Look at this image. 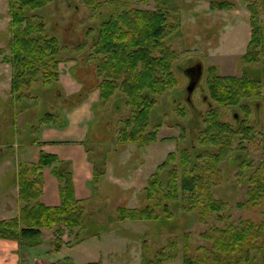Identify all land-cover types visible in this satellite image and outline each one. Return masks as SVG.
<instances>
[{
    "label": "trees",
    "instance_id": "16d2710c",
    "mask_svg": "<svg viewBox=\"0 0 264 264\" xmlns=\"http://www.w3.org/2000/svg\"><path fill=\"white\" fill-rule=\"evenodd\" d=\"M65 1L72 6L70 0ZM150 1L83 0L96 26L86 33L90 41H86V45H77L73 51L77 56L73 58L76 62H73L75 65L70 73L82 88L66 98L60 69L64 62V47L57 36L50 35L47 22L40 14L55 0H8L11 39L9 54L4 51L1 54L3 61L13 69L9 105L30 104L28 101L32 99L31 104L37 106L40 99L46 102L52 98L51 110L60 102L63 109H72L99 90L103 104L114 103L115 115L121 116L128 110L126 117L117 120L115 130L107 131L110 144L105 145L106 148L116 143L134 144L145 150L155 143L159 131L168 126L163 121L153 122V110L158 103L156 98H162L179 87L176 70L187 74L192 68L179 69L180 53L166 41L179 26L177 17H172L170 11L175 8L174 2L153 0L154 9H141ZM245 1L249 3L251 40L241 62L264 65V21L261 19L264 0ZM107 7L112 11H102ZM211 8L229 10L232 4L217 1L211 4ZM260 70L248 69L241 77L220 76L214 66L206 71L205 112L194 114L195 118L190 120L188 110L179 106L177 116L183 121L179 119L173 126H168L180 129L179 141L189 140L187 147H180L177 153L168 155L148 180L147 188L142 190L139 207L120 208L117 222H160L172 227L178 217L172 209L175 213L191 209L192 217L195 215L205 223L213 215L220 222L224 218L230 219V205L224 199L216 198L213 192L215 181L220 184L224 178L222 166L226 163L238 168L249 184L247 199L238 207H264V133L261 129L264 123L258 117L250 118L253 108L250 102L262 97V79L256 78L261 75ZM34 85L44 88L45 94H33ZM227 108L236 110L234 124L222 117V109ZM51 110L40 116L37 125L29 124L30 129L34 130L38 125L64 127L60 113L56 115ZM108 153L98 154L96 159L90 155L94 165L93 200L101 179L107 174ZM252 153L260 154L257 163L251 158ZM47 168L59 182L61 205L56 208L40 202ZM18 178L23 207L18 218L0 221V240L16 241L22 247L35 246L41 240V229H51L56 230L53 246L59 251L63 244H69L63 241L64 230L73 234L78 229L76 244L108 230L107 225L99 226L92 220L87 211L89 201L76 198L71 162L42 152L37 162L19 166ZM224 211L228 213L221 217ZM202 236L212 245L200 247L197 254L191 251V235L184 236V264H264V221L256 223L240 219L237 225L229 222L221 227L215 226ZM166 248L170 252L161 249L154 259L144 257V264L174 260L177 242H171Z\"/></svg>",
    "mask_w": 264,
    "mask_h": 264
},
{
    "label": "rangeland",
    "instance_id": "374dc122",
    "mask_svg": "<svg viewBox=\"0 0 264 264\" xmlns=\"http://www.w3.org/2000/svg\"><path fill=\"white\" fill-rule=\"evenodd\" d=\"M70 1L72 6H68L65 0H55L54 4L40 13L47 22L46 25H48V30L50 29V35L57 36L64 47L62 48L64 62L60 65L61 73L63 72V85H73L75 83L71 78L72 75H68L70 64L76 62L73 58H76L77 54L73 51H76L77 45H86V41H90L86 33L91 27L96 26L94 20L91 19L92 13L83 0ZM172 1L175 8L170 11L173 13L172 17H177L179 26H177L175 32L167 36L166 41L180 53L179 69L196 65L202 67V73L200 78L199 75L196 76V80L199 79L198 86L195 87V90H197L191 95L194 104V108H190L192 114L183 101L190 81L181 70H176L179 87L162 98H156L158 103L153 110V122L158 124L163 121L168 126H173L174 123L179 122L180 118L177 116L179 105L182 106L181 108L188 110L189 118L192 117L193 113H196L195 111L205 112L206 105L203 104V96L207 91L206 71L210 67H216L220 76L235 77H241L245 71L248 72V69L256 72L264 67L263 64L248 65L241 62V58L246 54L251 40L248 2L245 0ZM217 1L230 2L232 8L229 10H212L211 4ZM154 8L155 1L153 0L147 5L141 6V9L144 10ZM108 10H111V8L107 7L102 11ZM261 19L264 21V15L261 16ZM174 22H176L175 19ZM9 24L8 1L0 0V85H4L0 90V147L8 145L10 141L13 142L15 139L7 134L9 128L16 126V129L26 131L27 122L37 125L40 116L53 107L52 98L46 99V108L45 106L41 107L42 99H40L37 106L31 104L33 103L32 99L28 101L31 102L30 104L25 103L22 106L20 104L17 106L14 104L9 105L11 97L7 85L10 83V78L13 77V69L10 64L3 61L4 56L1 54V51L9 54L8 43L11 39ZM260 72L262 76L256 78L262 79V97L250 102L253 107L250 118L258 117L264 123V70H260ZM33 89V94L38 92H44L45 94L46 91L40 85H34ZM62 91L68 98L69 95L66 94L63 86ZM173 102H177V104ZM110 103H102L98 109V114L100 113L102 118L104 114L105 120L110 119L109 113L112 114ZM62 110V103L60 102L51 111L56 115L60 113L63 120ZM222 110L223 119L234 124L233 114L236 110L232 108ZM239 113L243 117V114ZM127 114L128 110L122 113L121 116L126 117ZM121 116L115 115V119L107 124L108 128L115 130V123L119 118H122ZM98 120L99 118L89 123L90 155L96 159L98 154H105L109 151L107 155L110 165L107 174L101 179L96 194L97 198L95 197L94 200L90 198L91 201L88 200L87 211L95 223L99 226L107 225L108 230H105L99 236L87 238L79 244H76L78 229H75L73 234L68 230H64L63 241L69 244L68 246L63 244V247L56 251L53 246L56 230L43 228L45 229L44 233L37 245L22 247L19 244L23 253H21L18 264H92L99 262L103 264H144V257L154 259L161 249L170 252L166 247L173 241L177 242V249L173 251L176 257L174 260L163 264H184L183 246L186 234L191 235V251L197 254L200 247H210L212 245L211 241L206 240L202 234L212 230L215 226L221 227L229 222L237 225L240 219H250L256 223L264 221V207L254 209L238 207L239 203H243L247 199L249 184L245 176L240 175L238 168L226 163L222 166L224 178L220 184L215 181L213 192L216 198H222L230 205V219L224 218V221L220 222L213 215L205 223L194 217L195 215L192 217L193 211L191 209L187 212L181 210L179 213H175L172 209L174 215L178 216L172 227H167L160 222H117L118 210L120 208L134 209L139 207L140 194L142 190L147 188L148 180L157 172L158 166L165 162L170 153L178 152L180 147H187L189 140L181 143L178 138L180 130L167 126L159 131L157 141L145 150L138 149L134 144L126 146L116 143L106 148L105 144L108 142L106 134L102 135L101 147H97L93 143V136L96 134L93 128L99 123ZM188 123L189 121L185 123L186 126H188ZM261 127L264 133V126ZM167 138H175L176 140L166 141ZM29 140V137H26L21 142H29ZM259 156V153L251 154V158L255 160L254 163H257ZM11 159L15 160V157L11 154H7L4 158L5 161ZM13 166H15L14 162ZM6 167L11 168L7 165ZM253 167H255V164H253ZM10 168L7 169L10 170ZM116 178L118 181L115 180ZM186 208L188 210L189 205ZM227 213L224 211L220 216L226 217Z\"/></svg>",
    "mask_w": 264,
    "mask_h": 264
},
{
    "label": "crops",
    "instance_id": "0c3cea01",
    "mask_svg": "<svg viewBox=\"0 0 264 264\" xmlns=\"http://www.w3.org/2000/svg\"><path fill=\"white\" fill-rule=\"evenodd\" d=\"M74 65V63L70 64L68 75H71L70 69ZM62 73L61 81L62 86L66 90V94L70 96L78 93L82 85L73 76H71V78L76 84L63 85ZM11 79L12 78H10L9 85H7L9 88L8 91L10 92ZM2 86L4 85H0V90H2ZM46 104V102L42 101L41 107L45 106L46 108ZM100 104H102L100 92L99 90H95L79 106L72 109L66 108L61 111L65 122L62 128L53 125H44L41 127L36 126L35 131V129H30V123L27 122L28 127L26 131L16 129V126L8 129L7 134L15 139L13 142L10 141L8 145L0 147V221L12 220L19 217L21 208L23 207L20 201L19 166L21 164L37 162L42 152L57 156L62 161L71 162L76 198L81 201H88L92 198L93 191L91 182L94 179V165L90 160L89 143L91 142L89 123L99 118V123L93 128L96 133L95 135L106 134V136H108V142L106 144H110V137L107 131L112 132L113 130L107 128V124L115 119L114 103L109 104V106L112 107H110L112 114L109 113V120H105L104 114L103 118L100 113L98 114V109L101 106ZM116 115L120 116L118 114ZM33 125L35 124H30V126ZM26 137H29V142L25 141L22 143L21 140ZM96 141L97 139L94 137L93 143L96 144L97 147H101L102 144H98ZM6 153L15 157V160L13 161V159H11L5 161L4 158L7 155ZM13 162L15 166H13ZM6 165L11 166V168L6 167ZM7 168H10V170ZM115 180L118 181L117 178ZM40 202L49 208H56L61 205L59 182L53 176L49 168L44 170L43 194ZM44 230L45 229H41L42 234ZM21 253H23V251L18 242L0 240V264H18Z\"/></svg>",
    "mask_w": 264,
    "mask_h": 264
},
{
    "label": "flooded vegetation",
    "instance_id": "af4514ba",
    "mask_svg": "<svg viewBox=\"0 0 264 264\" xmlns=\"http://www.w3.org/2000/svg\"><path fill=\"white\" fill-rule=\"evenodd\" d=\"M195 66L196 65H194L192 67L190 66L192 69L190 70V72H187V74H186L187 78L190 81V84L187 87V94H185L186 97L185 98L183 97V101L185 102V106L187 105L188 110L191 112V114H192V111L190 110V108H192V109L194 108V104L192 103V100H191V97H192L191 95H192L193 92L195 93V91L197 90V89L195 90V87L198 86L197 80H196V76L199 73L198 72V69L201 68V66H196V67ZM190 86H192V87H190ZM199 87H200V84H199ZM191 89H193V90L191 91ZM203 101H205V99ZM176 104H177V102H176ZM178 104H180V103H178ZM180 107H182V106H180ZM195 112L196 113H193V115L194 114H197V113L201 115V112L200 111H195ZM193 115H192V117L189 118L190 120H192L193 118H195ZM176 129H178V128H176ZM94 137L97 139V141H101L102 140V135H101V137H99V135L98 136L95 135ZM107 138H108V136H107ZM166 141H168V140H166ZM105 145H107V144H105Z\"/></svg>",
    "mask_w": 264,
    "mask_h": 264
},
{
    "label": "water",
    "instance_id": "95a60500",
    "mask_svg": "<svg viewBox=\"0 0 264 264\" xmlns=\"http://www.w3.org/2000/svg\"><path fill=\"white\" fill-rule=\"evenodd\" d=\"M198 71H199V73H200V74H198V75H199V78H200V76H201V73H202V67H201V68H199V69H198ZM198 80H199V79H197V82H198ZM192 90H193V89H192Z\"/></svg>",
    "mask_w": 264,
    "mask_h": 264
}]
</instances>
